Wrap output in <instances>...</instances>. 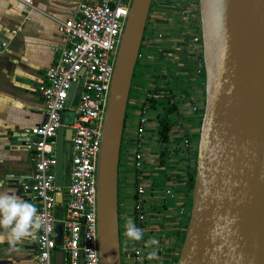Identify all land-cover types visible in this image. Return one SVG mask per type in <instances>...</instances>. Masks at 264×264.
Instances as JSON below:
<instances>
[{"label": "water", "instance_id": "1", "mask_svg": "<svg viewBox=\"0 0 264 264\" xmlns=\"http://www.w3.org/2000/svg\"><path fill=\"white\" fill-rule=\"evenodd\" d=\"M149 4L131 0L110 78L96 163L99 264H121L117 164ZM197 5L204 101L188 220L175 264H264V0H197ZM69 136L68 127L56 129L57 185L65 178ZM61 258L55 249L54 264Z\"/></svg>", "mask_w": 264, "mask_h": 264}, {"label": "crops", "instance_id": "2", "mask_svg": "<svg viewBox=\"0 0 264 264\" xmlns=\"http://www.w3.org/2000/svg\"><path fill=\"white\" fill-rule=\"evenodd\" d=\"M75 1L31 0V5H27L20 0H0V182H3L0 190L14 191L26 201L29 198L21 193L20 184L31 169V160L23 140L30 137L29 129L42 118L43 102L35 87L54 61L61 43L56 20L70 17ZM169 9H163V15H168ZM165 19L159 17L158 26L166 25ZM157 45L155 53L159 64L156 71L153 70L152 75L145 70L141 76L133 77L122 127L117 164L121 264L132 262L134 243L124 236L125 221L132 217L130 140L137 106L146 88L154 91L155 97L147 114L144 162L139 169L140 181L146 190L147 219L140 242L146 254L156 250L158 255V259L147 258L148 264L176 263L188 220V215L180 214L178 210L186 209L189 214L191 202L190 178L195 170L196 142L204 101L203 76L194 71L186 34L176 36L168 31L154 44ZM170 103L173 108L164 111ZM164 113L171 123L166 139L161 140L157 128L158 119ZM180 134L189 141L186 147L181 143ZM165 187L170 188L169 193H164ZM60 210L59 205L55 206L56 216ZM56 231L58 239V226ZM150 238L159 243L146 248L145 242ZM34 252L33 237L23 239L14 247L5 242L0 244V264H34Z\"/></svg>", "mask_w": 264, "mask_h": 264}, {"label": "built area", "instance_id": "3", "mask_svg": "<svg viewBox=\"0 0 264 264\" xmlns=\"http://www.w3.org/2000/svg\"><path fill=\"white\" fill-rule=\"evenodd\" d=\"M31 5V0H20ZM165 0H150L132 76L156 71L159 64L154 44L165 37L158 28ZM131 0H76L71 16L56 20L61 43L54 61L36 84L42 98L41 120L30 129L23 146L30 151L31 169L20 184L44 221L35 233L34 264H54L55 249L62 252L61 264H99L96 233V163L115 54ZM193 4V3H192ZM178 0L169 12L179 14L177 31L186 34L189 57L195 73L203 76L198 5ZM190 7V9H189ZM167 18V17H166ZM147 65V68H145ZM152 70V71H151ZM73 84L67 104L65 99ZM153 87V86H152ZM154 89V88H152ZM154 91L144 89L137 106L131 138V220L142 229L146 219L145 187L139 176L144 162L145 125ZM192 109H195L192 106ZM62 113L65 117L61 119ZM68 127V163L61 185L54 182V141L59 126ZM169 135V134H168ZM186 147L188 139L180 134ZM56 191L60 199H55ZM164 193L170 188L165 187ZM61 207L58 216L55 206ZM180 214L188 210L180 208ZM56 226L59 227L56 239ZM131 264H148L145 248L133 241Z\"/></svg>", "mask_w": 264, "mask_h": 264}, {"label": "clouds", "instance_id": "4", "mask_svg": "<svg viewBox=\"0 0 264 264\" xmlns=\"http://www.w3.org/2000/svg\"><path fill=\"white\" fill-rule=\"evenodd\" d=\"M3 182H0V189ZM44 227V221L37 213L36 206L18 196L14 191L0 190V244L7 242L10 247L29 237ZM124 236L128 240L140 241L143 239V230L138 228L134 221L126 219ZM158 240L150 238L145 242V247L158 245ZM149 260L158 259L157 251L152 250L147 254Z\"/></svg>", "mask_w": 264, "mask_h": 264}, {"label": "rangeland", "instance_id": "5", "mask_svg": "<svg viewBox=\"0 0 264 264\" xmlns=\"http://www.w3.org/2000/svg\"><path fill=\"white\" fill-rule=\"evenodd\" d=\"M175 2L178 3V0H165L164 3H168V6H164V7H167V8L174 7L173 3H175ZM189 2L191 4L193 3L192 6L195 9V7H196L195 5H196L197 0H189ZM189 9H190V7H189ZM165 13H167V12H165ZM168 13H169L168 15H163L164 17H167L165 19V21H164V22H166L165 23L166 25H164L163 27L162 26H158V27L161 29V31H163V33H164V31L166 33L169 31V33H171V35H176L177 36V35H179V32L177 31V28H178L177 27V25H178V21L177 20L179 18V14L176 13V12H173V11L172 12H168ZM132 80H133V76L131 77L130 85L132 84ZM61 117H62L61 119H63L65 117V113H62Z\"/></svg>", "mask_w": 264, "mask_h": 264}, {"label": "trees", "instance_id": "6", "mask_svg": "<svg viewBox=\"0 0 264 264\" xmlns=\"http://www.w3.org/2000/svg\"><path fill=\"white\" fill-rule=\"evenodd\" d=\"M150 102H153L152 99H150ZM173 108V105L170 103V105H168L164 111H169L170 109ZM167 113V112H166ZM170 121L168 119V117H166L165 113L164 115H161L158 119V128H157V133L160 137L161 140H165L166 136H167V130L169 129L170 126ZM193 174L191 175L190 178V186H192V179H193Z\"/></svg>", "mask_w": 264, "mask_h": 264}]
</instances>
